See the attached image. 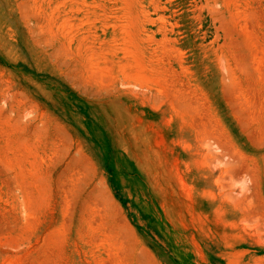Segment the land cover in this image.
<instances>
[{
	"label": "rangeland",
	"instance_id": "rangeland-1",
	"mask_svg": "<svg viewBox=\"0 0 264 264\" xmlns=\"http://www.w3.org/2000/svg\"><path fill=\"white\" fill-rule=\"evenodd\" d=\"M0 264H264V0H0Z\"/></svg>",
	"mask_w": 264,
	"mask_h": 264
}]
</instances>
